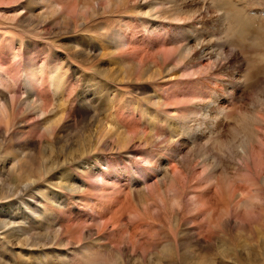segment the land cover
<instances>
[{
  "label": "rangeland",
  "instance_id": "rangeland-1",
  "mask_svg": "<svg viewBox=\"0 0 264 264\" xmlns=\"http://www.w3.org/2000/svg\"><path fill=\"white\" fill-rule=\"evenodd\" d=\"M17 1L0 264H264V0Z\"/></svg>",
  "mask_w": 264,
  "mask_h": 264
},
{
  "label": "bare ground",
  "instance_id": "bare-ground-1",
  "mask_svg": "<svg viewBox=\"0 0 264 264\" xmlns=\"http://www.w3.org/2000/svg\"><path fill=\"white\" fill-rule=\"evenodd\" d=\"M38 0H36V2H37ZM39 1H43V0H39ZM47 1V0H46ZM16 2H18L17 0H16ZM158 2V1H157ZM161 4V3H160ZM172 5V4H171ZM46 7H48V8H51L50 6H52V5H50V6H48L47 4L45 5ZM57 6V5H56ZM158 6V5H157ZM160 6V5H159ZM55 7V6H54ZM216 7L218 8V10L220 11V12H222L224 15H231L232 17H230V18H234L235 19V21L237 22V23H241V21H244V19H246V17H244V19H243V16H244V14H243V12H242V10H240L238 7H235V5L232 3V1H230V0H218L217 2H216ZM157 8V7H156ZM30 9V8H29ZM167 9H168V7H167ZM53 10H56V9H53ZM160 10V9H159ZM53 11H51V9H49L46 13L47 14H51ZM158 13V12H157ZM168 15V14H167ZM162 16V15H161ZM160 16V17H161ZM165 16V15H164ZM243 19V20H242ZM187 21V20H186ZM243 23H245V22H243ZM186 24V23H185ZM184 24V25H185ZM245 25V24H244ZM241 28V27H240ZM239 28V29H240ZM236 29V28H235ZM241 31H242V29H241ZM235 32V31H234ZM240 32V31H239ZM243 32V31H242ZM244 32H245V30H244ZM241 33V32H240ZM240 33H239V35H240ZM243 35V34H242ZM244 35H245V33H244ZM242 37H245V36H242ZM183 44V43H182ZM184 46H186V48H187V50H186V52L188 51V49H189V46H187V44H185ZM181 47H183V46H181ZM202 48V47H201ZM183 49H185V48H183ZM192 49V48H191ZM263 49V48H262ZM182 50V49H181ZM181 50H179V54L181 53L180 51ZM264 50V49H263ZM158 51V50H157ZM218 51V50H217ZM260 51V50H259ZM177 52V51H176ZM183 52V51H182ZM157 53H159V51L157 52ZM188 53V52H187ZM184 53V54H186V55H188V54H190V53ZM264 53V52H263ZM177 55H178V53H176ZM182 54V53H181ZM184 54H182L183 55V57H185L186 55H184ZM222 54V53H221ZM156 55V54H155ZM207 55V54H206ZM156 56H158V55H156ZM160 56V55H159ZM193 56V55H192ZM188 57H190V55L188 56ZM188 57L186 56V60H188ZM158 57H156V59H157ZM177 58H178V56H177ZM182 58V57H181ZM181 58H179V59H181ZM193 58H195V57H193ZM199 57H197V59H198ZM185 59V58H184ZM190 59V58H189ZM192 59V58H191ZM216 59H217V57H216ZM158 61H160L159 59H157ZM215 60V59H214ZM157 62V61H156ZM53 68H55V66L53 67ZM50 75H51V77H52V79H53V85L54 86H58L59 84H61V76H62V74H61V70H59V68H58V71L55 69L54 71H51V73H50ZM28 80L29 79H27V82H28ZM31 81H33L32 80V78L30 79V81L28 82V83H30L31 84ZM52 83V82H51ZM43 111L46 113V110H44L43 109ZM249 138V137H248ZM248 138H246L245 140H247ZM244 140V141H245ZM249 140V139H248ZM245 143V145H246V143L248 144L249 143V141H245L244 142ZM244 143H242V144H244ZM241 144V145H242ZM243 147H245L244 145H243ZM244 150V149H243ZM245 153H246V151H244ZM48 168V167H47ZM48 171V170H47ZM78 189V186H75L74 185V189ZM24 201V200H23ZM27 205H28V203H27ZM27 205H25V206H27ZM29 206V205H28ZM27 206V207H28ZM89 254V253H88ZM94 263V262H93ZM97 264V263H96Z\"/></svg>",
  "mask_w": 264,
  "mask_h": 264
}]
</instances>
